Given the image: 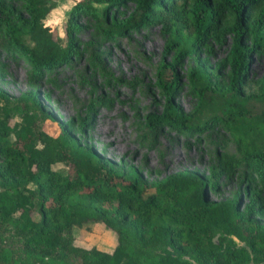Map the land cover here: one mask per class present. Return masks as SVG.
I'll return each mask as SVG.
<instances>
[{
  "label": "trees",
  "instance_id": "obj_1",
  "mask_svg": "<svg viewBox=\"0 0 264 264\" xmlns=\"http://www.w3.org/2000/svg\"><path fill=\"white\" fill-rule=\"evenodd\" d=\"M94 4L104 5L100 13ZM52 9L50 0H0V52L49 81L79 56L75 36L90 21L114 42L157 24L175 56L156 67L161 112L147 113L144 124L150 132L166 127L185 138L218 125L237 151L217 150L206 138L214 158L207 176L183 169L147 181L137 167L120 169L74 138L85 115L55 121L36 93L10 98L0 90V264L11 263L6 250L12 246L22 264L263 263L264 105L253 108L251 101L264 98V70L252 81L247 68L254 54L264 55V0H71L63 6L62 36L44 22ZM225 38L216 63L200 58L209 44L222 45ZM187 54L195 61L186 79L196 103L185 113L172 95L174 66ZM92 110L90 102L86 112ZM45 118L53 133L39 126ZM221 178L238 184L243 206L237 191L208 197L219 191ZM85 223L114 234L111 251L73 244L72 228Z\"/></svg>",
  "mask_w": 264,
  "mask_h": 264
},
{
  "label": "rangeland",
  "instance_id": "obj_2",
  "mask_svg": "<svg viewBox=\"0 0 264 264\" xmlns=\"http://www.w3.org/2000/svg\"><path fill=\"white\" fill-rule=\"evenodd\" d=\"M50 1L54 9L44 22L62 36L63 6L68 7L71 0ZM94 6L97 13L104 8L103 4ZM130 7L127 5L126 11ZM75 40L79 56H73L69 65L51 74L49 81L45 75L34 78L25 61L10 59L0 52V90L10 98L36 93L43 112L55 121L65 122L85 115L86 124L81 134L74 133V138L120 169L128 165L137 167L147 181L158 180L183 169L207 176L214 158L210 152L212 149L206 146V138L217 144V150L225 148L236 153V145L218 125L203 130L197 137L185 138L166 127L150 132L144 124L147 113L158 115L161 112L163 94L155 82L156 67L161 61L172 62L175 56L173 49L165 48L166 36L157 24L131 32L114 42L102 38L90 21ZM227 44L228 38L222 45L209 44V53H201L200 58H205L210 64L216 63L223 57ZM193 66L194 57L189 54L174 66L177 84L172 99L185 113L191 112L196 103V96L186 79V73ZM263 70L264 55L254 54L247 68L248 79L254 81ZM90 102L93 110L87 113L86 105ZM251 105L253 108L264 105V98L251 101ZM17 120L18 117H14L10 122ZM38 124L47 133H53L50 119H40ZM54 167L65 170L62 165ZM219 183L216 194L208 193L211 200L232 197L237 191L240 193L239 206L247 202L234 180L221 178ZM32 216L38 219L35 212ZM259 221L264 223V218ZM71 233L73 244L83 248L95 247L109 252L116 243L114 234L99 223L73 227ZM18 251L16 246L6 250L13 256L10 264L13 259L15 264H22V257H17Z\"/></svg>",
  "mask_w": 264,
  "mask_h": 264
}]
</instances>
